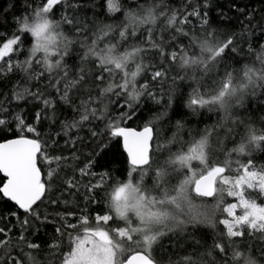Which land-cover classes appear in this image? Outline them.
<instances>
[{"label":"snow or ice","instance_id":"1","mask_svg":"<svg viewBox=\"0 0 264 264\" xmlns=\"http://www.w3.org/2000/svg\"><path fill=\"white\" fill-rule=\"evenodd\" d=\"M0 264H264V0H7Z\"/></svg>","mask_w":264,"mask_h":264},{"label":"trees","instance_id":"2","mask_svg":"<svg viewBox=\"0 0 264 264\" xmlns=\"http://www.w3.org/2000/svg\"><path fill=\"white\" fill-rule=\"evenodd\" d=\"M6 2H7V0H0V9H2L4 6H6ZM226 2H227V0H220L221 4H226ZM213 15H214V13H213ZM200 127H203V124H201ZM100 170L101 169H96V171H100ZM90 207L93 208V209H97L96 205H92ZM41 210H43V206H42ZM49 210H51V209H49ZM48 231L49 232L52 231L51 227L48 229ZM41 234H43V233H41Z\"/></svg>","mask_w":264,"mask_h":264}]
</instances>
